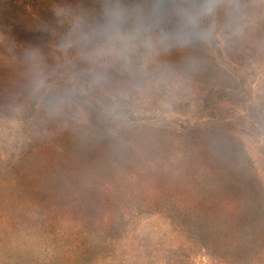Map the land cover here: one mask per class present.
I'll return each mask as SVG.
<instances>
[{"label": "rangeland", "instance_id": "374dc122", "mask_svg": "<svg viewBox=\"0 0 264 264\" xmlns=\"http://www.w3.org/2000/svg\"><path fill=\"white\" fill-rule=\"evenodd\" d=\"M0 264H264V0H0Z\"/></svg>", "mask_w": 264, "mask_h": 264}]
</instances>
